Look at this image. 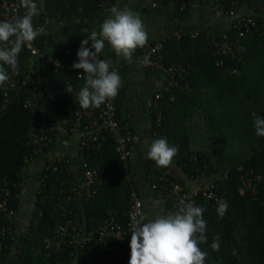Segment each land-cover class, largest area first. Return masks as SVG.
<instances>
[{
    "label": "trees",
    "instance_id": "16d2710c",
    "mask_svg": "<svg viewBox=\"0 0 264 264\" xmlns=\"http://www.w3.org/2000/svg\"><path fill=\"white\" fill-rule=\"evenodd\" d=\"M114 2L44 0L37 2L39 15L33 18V25L48 22L63 29L92 30L109 13L102 4L112 8ZM167 3L173 4V16L183 18L190 14L195 0H157L160 6ZM216 4L223 13L233 8L251 21L243 23L240 30L230 24L215 34L218 45L223 41L230 45L226 55L213 56L216 47L206 44L203 34L196 39L189 33L165 37L161 49L164 65H173L181 72L175 73L176 86L157 92L160 98L152 106L150 143L163 137L178 148L172 162L185 180L220 183L217 194L228 204L224 218L218 217L217 206L203 198L196 201V206L204 209L202 218L207 225V242L199 245L207 253L204 264H264V137L257 136L254 128V120L264 118V0H218ZM34 44L45 52L52 38L40 34ZM75 44L80 43L66 47ZM63 52L64 48L56 54L61 57ZM18 62V79L28 80L22 89L24 96L0 87V106L8 98L7 107L0 112V204L4 205V209L0 207V264H102L103 248L97 234L111 219L126 230L116 264H129L132 188L125 177L128 162L125 164L115 151L112 136L102 130L95 141L90 138L83 145L79 143L80 162L97 172L89 196L83 192L82 211L75 205L69 160L52 151L58 125L72 134L76 110L84 114L81 121L85 126L93 127L97 120L99 108L82 109L76 100L84 80H74L69 93V75L38 61V74L32 75L35 63L23 50ZM4 67L9 74L11 69ZM122 91L121 87L116 96L117 111ZM39 92L49 111L42 107ZM32 93L37 107L25 106ZM117 116L133 140L128 121L120 111ZM43 136L47 145L38 153ZM131 146L132 141L129 150ZM39 157H45V162L33 206L28 220L18 228L27 168ZM161 176L167 179L164 185H185L184 179L151 169L145 180L157 184L155 197L164 193L163 183H158ZM257 176L262 179L254 181ZM242 177L247 183L252 181L251 188L243 189ZM163 206L165 214L170 212L172 201L166 200ZM217 234L220 249L214 251L211 244Z\"/></svg>",
    "mask_w": 264,
    "mask_h": 264
},
{
    "label": "clouds",
    "instance_id": "9594fccd",
    "mask_svg": "<svg viewBox=\"0 0 264 264\" xmlns=\"http://www.w3.org/2000/svg\"><path fill=\"white\" fill-rule=\"evenodd\" d=\"M26 9L22 18L0 22V86L9 79L5 65L12 73L19 72L18 56L24 46L31 47L35 39L43 32L33 25V18L39 15L34 0H20ZM108 16L81 42L78 50V62L73 64L74 70H82L79 79L84 80L76 100L82 109L99 108L106 101L114 99L122 85L117 71L113 70L110 59H100L105 44L116 56L131 61L138 48L148 43V32L140 15L131 9L113 6ZM91 41V47H88ZM142 67L150 65L148 56L140 60ZM255 115V114H253ZM255 134L264 137V118L254 120ZM178 148L169 145L166 138L154 139L148 145L147 159L157 167L171 166ZM228 210L224 200L218 201L216 213L221 219ZM204 209L191 202L181 201L175 212L158 214L155 217L142 216L131 231L129 264H204L207 253L199 245L206 243L204 235L206 221ZM147 221V222H145ZM221 237H213L211 248L219 251Z\"/></svg>",
    "mask_w": 264,
    "mask_h": 264
},
{
    "label": "crops",
    "instance_id": "0c3cea01",
    "mask_svg": "<svg viewBox=\"0 0 264 264\" xmlns=\"http://www.w3.org/2000/svg\"><path fill=\"white\" fill-rule=\"evenodd\" d=\"M43 1L37 0V2ZM154 4H156V7H153ZM113 6H118L119 8L127 7L138 13L146 26L149 36L148 41L153 43L162 42V45L165 37L171 34L179 37L184 33L209 30V32L215 35L216 33H222L230 26V20L228 18L215 13L213 0H195L190 14L183 18L173 16L172 3L160 6L157 4V0H115ZM157 6H160V8ZM110 15L111 13L109 11L104 20ZM101 23L97 24L92 30H79L77 28L63 29L60 24L48 22L40 24L36 28L43 29L41 34L51 36L52 45L47 47L45 52L54 54L68 44L81 43L93 30L99 31ZM88 45L91 46V41H89ZM137 52L138 50L135 51L131 61H127L122 57L116 56L106 43L105 49L100 57L102 59H110L113 63V69L121 77L123 91L121 93L120 110L118 109V111H120L121 117L128 121L133 134L127 171L143 200L147 216L155 217L158 214H163V207L161 202L155 198L150 190L145 180L146 174L149 170L155 169L178 179L185 180V177L173 162L170 167L160 168L153 161L147 159L148 145L150 144L152 136L151 113L154 96L159 91L172 89V86L169 85L170 82H168L167 76L162 71H147L144 67H141L136 62ZM33 62L37 68V61L33 59ZM40 97L42 98V107L49 111V105L43 101L42 94H40ZM52 151L54 154L63 155L68 158L70 172L73 178L75 205L77 209L82 211L85 179L80 162L78 137L73 133H67L61 125H58ZM44 162L45 157H39L27 168L28 182L23 195L24 199L21 204V213L17 217L18 228L30 216L35 189L39 185ZM201 180L207 181V179ZM187 181L185 180V182ZM198 184L199 182L196 183V186Z\"/></svg>",
    "mask_w": 264,
    "mask_h": 264
},
{
    "label": "built area",
    "instance_id": "2783aa9c",
    "mask_svg": "<svg viewBox=\"0 0 264 264\" xmlns=\"http://www.w3.org/2000/svg\"><path fill=\"white\" fill-rule=\"evenodd\" d=\"M37 4V0H34ZM214 2V9L217 15L226 17L230 20V24L233 28H237L240 30L242 28V24H246L250 22L251 19H247L246 17H241V13L237 12L235 9L231 8L226 13H223L222 9L217 7L218 0H213ZM156 7V4L153 5ZM184 5L182 6V8ZM102 8L109 12L111 8H108L107 4H102ZM0 9L2 10V14H0V22L2 21H12L16 18H22L26 14V9H24L21 4L20 0H1ZM36 28V27H35ZM37 29V28H36ZM203 34V39L206 41V44L213 45L214 51L212 52L213 56H220L226 55L230 50L231 47L228 43L222 42L220 45L217 44L216 39L214 38L215 35L210 32L203 33V31H195L190 32L189 35L191 38H198L200 35ZM242 35V31H240V36ZM180 37V36H179ZM225 40V39H224ZM67 46V45H66ZM64 47V56L62 55L57 56L56 53L48 54L46 52H42L35 44L32 43L31 47L24 46L22 48L23 51H26L30 54L31 60L33 59L38 61V63H45L46 65L52 66L54 70L58 73H65L69 75V80L67 81V90L69 93L73 91V81L79 80V76L82 75V70H74L73 64L78 62L77 53L81 46L80 44H75L73 47ZM89 47V46H88ZM162 48V42H150L148 41L147 45L144 48H138L136 62L140 65V60L144 56H148L150 59V65L144 67L145 70L150 71H162L167 76L168 82H170V86H176V82L174 81L175 73L181 72L177 67L171 66H164L163 57L160 54ZM100 59H102L100 57ZM35 65V64H34ZM141 66V65H140ZM142 67V66H141ZM20 68V66H19ZM35 70L31 71V74H38V67H34ZM114 70V69H113ZM19 73H9L10 79L3 84L6 88L9 87L11 89L17 90L18 94L24 96L22 89L28 85V80L20 81L18 79ZM1 87V86H0ZM188 85L185 86L187 88ZM34 92V89H32ZM31 91V90H30ZM41 92H39L40 97ZM6 96V95H5ZM160 98V94H156L154 96L153 107L156 106L158 99ZM36 99L35 94H31L30 101L25 103L27 107H37V103H33ZM8 104V98L3 99V103L0 106V112L3 111ZM117 104H116V97L109 101H106L103 105L99 107L97 120L94 122L93 127L85 126L83 124L82 117L83 113L79 110H76V121L74 123V129L72 130L73 134L78 137V142L83 143L88 139H92L95 141L99 136L100 131H108L109 134L112 136L114 140V148L115 151L118 153L120 159L125 162H128L130 157V150L129 146L132 141V135L128 127L123 126L119 122V118L117 116ZM53 129V128H52ZM32 138L36 139L35 134H31ZM47 138L40 137L39 141L42 144L39 145L38 153L47 145ZM81 166L83 168L84 179H85V186L83 192L89 196L91 185L95 181V177L97 176V172L93 169H89L84 161L81 162ZM125 177L127 182L131 184L132 193H131V200H130V210H129V222H128V230L132 231V228L135 222L140 219L142 216L145 215V209L143 205V200L135 188L134 184H132V179L129 176L127 171L125 172ZM216 177L220 178V175ZM214 178V177H212ZM243 182V189L251 188V182H246L244 177L241 178ZM262 178L257 176L254 181H260ZM201 180V179H199ZM162 182L163 188V195L159 194L158 197H155L159 200L163 207V214L164 213V203L166 200L170 199L172 201V207L170 212H175L181 206V201L184 202H191L194 206H196V201L199 198H203L207 203L212 204L213 206L218 205V201L224 200L217 194V189L220 183H216L215 180L204 181L205 183L196 187V183L194 181H187L185 185H181L178 183L169 182L168 185H164L167 182L165 177H159L158 183ZM150 190L152 191L153 195L156 190L157 184H148ZM155 196V195H154ZM4 205L0 204L2 208ZM4 209V207L2 208ZM168 212V213H170ZM167 214V213H166ZM9 215H13L12 212H9ZM94 234V233H93ZM92 234V236H93ZM92 236H87L89 239L92 240ZM126 230L113 219L105 221V223L100 227L97 237L98 241L102 243L103 254L102 257L99 258V261L102 264H116V261L120 258V254L118 250L120 248V241L125 239ZM94 238V237H93Z\"/></svg>",
    "mask_w": 264,
    "mask_h": 264
},
{
    "label": "rangeland",
    "instance_id": "374dc122",
    "mask_svg": "<svg viewBox=\"0 0 264 264\" xmlns=\"http://www.w3.org/2000/svg\"><path fill=\"white\" fill-rule=\"evenodd\" d=\"M166 91H169V90H166ZM194 182H195V183L199 182L198 186H196V187H199L200 185H202V184L205 183L204 181L199 180V179H198V180H195Z\"/></svg>",
    "mask_w": 264,
    "mask_h": 264
}]
</instances>
